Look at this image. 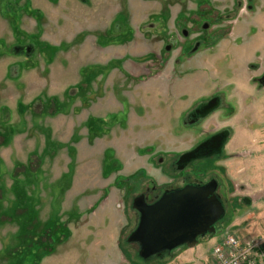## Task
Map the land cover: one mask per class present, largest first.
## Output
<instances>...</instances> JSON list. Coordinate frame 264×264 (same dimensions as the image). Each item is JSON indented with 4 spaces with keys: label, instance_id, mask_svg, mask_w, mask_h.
Returning <instances> with one entry per match:
<instances>
[{
    "label": "rangeland",
    "instance_id": "374dc122",
    "mask_svg": "<svg viewBox=\"0 0 264 264\" xmlns=\"http://www.w3.org/2000/svg\"><path fill=\"white\" fill-rule=\"evenodd\" d=\"M259 37L264 0H0V264H210L218 236L262 233L264 89L247 80ZM214 91L236 97L237 116L183 126ZM224 125L219 191L235 208L221 233L141 259L126 241L139 216L131 195L178 180L174 155ZM206 162L185 177L201 179Z\"/></svg>",
    "mask_w": 264,
    "mask_h": 264
},
{
    "label": "water",
    "instance_id": "95a60500",
    "mask_svg": "<svg viewBox=\"0 0 264 264\" xmlns=\"http://www.w3.org/2000/svg\"><path fill=\"white\" fill-rule=\"evenodd\" d=\"M227 134L223 131L212 135L182 153L177 162L179 168L208 156L211 151L220 152ZM216 186L215 180L200 185L185 184L165 191L152 203H146L142 195L135 197L132 206L139 213L138 222L126 241L137 243L138 256L147 259L180 246L193 248L198 238L207 234L219 235L222 227L216 224L224 216L225 208L215 193Z\"/></svg>",
    "mask_w": 264,
    "mask_h": 264
},
{
    "label": "flooded vegetation",
    "instance_id": "af4514ba",
    "mask_svg": "<svg viewBox=\"0 0 264 264\" xmlns=\"http://www.w3.org/2000/svg\"><path fill=\"white\" fill-rule=\"evenodd\" d=\"M208 26H209V24L205 20H202V23H200V28L202 29V31L206 30L208 28ZM184 31H185V34L183 33ZM187 32H188L187 29H185V28L181 29V34L185 37L188 36ZM249 34L252 35L251 32L247 33L248 36H249ZM257 34H259V32ZM251 38H255V37L252 35ZM260 39H261L260 41H262V42H260L259 48H256L255 49L256 51L253 53V57L258 58L260 60L257 63L256 62L249 63V69L253 72L256 71V73H254L253 76H251V78L247 79L248 82L255 89H257L259 92L264 89V54L263 53H260V54L257 53L258 51L264 50V40H263L264 38L261 37ZM250 41L251 40L248 41L249 44H251ZM249 44H247V45H249ZM167 45H169V49H170V47H171L170 44H166L164 46V49ZM201 45H202V41L195 39L192 42V44L190 45V48L188 49V51L192 55L198 51V49L200 48ZM19 48H21V47H19V45H15V48L13 49V51L14 52H20ZM32 51L33 50H32V47L30 45H26L23 48V54L26 56H29ZM224 94H225V92H223V95H222L219 93V91H214L211 95H208L207 97H203V98L199 99L198 101L195 102V104L192 107H190L187 111H185L183 113V115L181 116V119H180L181 120L180 123L185 127H188V128L189 127L190 128L195 127L196 129L199 128V130H201V127H198V126H201V123L204 120H206L208 117H210L213 113H215L217 111H220V116L224 115L226 119L231 117L232 115L234 117L237 116V114L239 113V109H240V103L238 102L239 103V107H238L236 97L233 98L234 100L232 102H230V101L226 102L225 101L226 96H224ZM223 131H227L228 134H227L226 140H225L220 152L211 151V154H209L208 156L192 160V161L188 162L187 164H185L182 168H179V165L177 162H178L179 156L182 153L190 151L191 149H193L198 144H200L204 140L208 139L212 135H215V134L223 132ZM232 134H233L232 127H230L229 125L211 128V129H208V130L204 131L203 133H201L200 138L197 140V142L191 148L174 155V157L170 160L168 172H170L172 174H180L179 179L174 180L171 185H165V186L164 185L163 186H157L155 184H152L149 187H147L145 185H144L145 187L144 186L141 187V185H140V187H141L140 190H137L136 193H133L131 195L132 196L131 197V208L134 209L132 206L133 199L139 195L143 196L146 203H152L167 190H171V189H174L177 187H181V186H184L185 184H199V185L205 184L210 180L216 181L217 186H216L215 193L219 197L221 202L223 203L224 207L226 208V205H229L230 207H234V203L231 201L233 199L231 197V192L229 191V189L224 188L223 192L219 191V187L223 183L222 180H224V177L222 176V171L220 170L221 168L218 166V162L220 160L226 158L225 157L226 156L225 146H226L227 142L229 141L230 137L232 136ZM212 150H214V149H212ZM158 161L160 163H163V158L159 157ZM206 161L208 163H213V164L211 167L208 166L207 168H205L203 170L202 175H201L202 176L201 179L191 180L189 177H185L184 173L186 172V169L188 168V166L190 164L197 163V162H206ZM211 169H214L215 171L211 172L210 171ZM163 171H165V170H163ZM240 189L242 190L243 186H241ZM224 194H225V197H224ZM247 202H248V199L245 196H242L240 198V202H239L240 204L246 205ZM138 215H139V213H138ZM173 250H175V249H173ZM173 250L164 252L161 255H163L165 253H170Z\"/></svg>",
    "mask_w": 264,
    "mask_h": 264
},
{
    "label": "built area",
    "instance_id": "2783aa9c",
    "mask_svg": "<svg viewBox=\"0 0 264 264\" xmlns=\"http://www.w3.org/2000/svg\"><path fill=\"white\" fill-rule=\"evenodd\" d=\"M209 253L210 264H264V231L247 237L225 233Z\"/></svg>",
    "mask_w": 264,
    "mask_h": 264
}]
</instances>
